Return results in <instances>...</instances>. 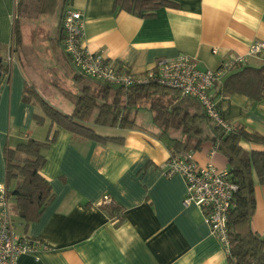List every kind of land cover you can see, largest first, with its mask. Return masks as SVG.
<instances>
[{"label":"crops","instance_id":"1","mask_svg":"<svg viewBox=\"0 0 264 264\" xmlns=\"http://www.w3.org/2000/svg\"><path fill=\"white\" fill-rule=\"evenodd\" d=\"M114 1L69 0L68 6L81 13V44L101 51L134 76L154 68L161 58L180 54L194 58L201 69H216L223 61L246 54L253 42H264V0H175L177 7H161L151 17L118 10ZM15 4L16 0H0V56L7 67L0 76L1 183L4 148L28 137L44 141L50 124L48 118L36 124L33 115L43 112L33 100L24 99L28 97L25 87L37 86V79L19 51L28 19H17L21 40L20 45L14 44ZM51 59L55 64L52 55ZM262 63L264 49L247 56L244 65ZM226 76L212 89L221 116L233 127L264 137V99L224 95ZM71 94L53 95L46 101L70 114ZM110 127L117 129L114 136L123 137L121 143H100L56 127L55 140L42 150L45 162L40 169L53 198L26 229L20 219L19 229L14 224L16 233L36 246L21 254L17 264H229L201 210L182 204L186 192L182 176L163 174L170 151L158 138V129ZM241 146L246 151H264V143L242 141ZM193 158L201 165L228 169L226 157L211 141L193 150ZM104 196L121 208V215L100 207ZM254 196L250 227L259 235L264 231V184L255 173Z\"/></svg>","mask_w":264,"mask_h":264},{"label":"trees","instance_id":"2","mask_svg":"<svg viewBox=\"0 0 264 264\" xmlns=\"http://www.w3.org/2000/svg\"><path fill=\"white\" fill-rule=\"evenodd\" d=\"M68 5L69 0H16L14 44L20 45L21 40L18 18L34 20L42 15H54L58 32L49 39L53 58L66 78L85 81L86 78L74 70L61 45L63 13ZM114 6L141 17H151L157 9L177 7L178 3L175 0H115ZM0 71H7L3 63H0ZM24 92L32 93L27 86ZM222 93L240 94L254 101L264 99V63L259 66L242 65L231 70L223 80ZM24 99L28 100V97L24 96ZM71 99L74 110L70 114L39 99L43 114H34L33 119L39 125L45 118L49 119L46 139L38 141L28 137L13 148H4L6 185L15 181L10 195L15 200L24 229L38 220L53 198L51 186L40 169L45 162L42 150L55 140L56 127L100 143H121L123 137L99 134L94 126L115 125L122 130L155 127L158 138L172 156L197 150L205 141H211L216 151L226 157L231 180L238 186L227 220L228 263L264 264V239L250 227L255 209L254 173L258 182L264 184V151H246L241 146L242 141L263 144L264 137L241 127L226 132L211 123L196 100L181 96L177 89L156 83L137 84L126 89L107 84H87L78 93L71 94ZM20 155L23 156L21 159ZM100 207L121 215V208L112 200L101 203Z\"/></svg>","mask_w":264,"mask_h":264},{"label":"built area","instance_id":"3","mask_svg":"<svg viewBox=\"0 0 264 264\" xmlns=\"http://www.w3.org/2000/svg\"><path fill=\"white\" fill-rule=\"evenodd\" d=\"M82 29L81 13L68 6L63 13L61 45L77 73L97 82L125 89L147 83L177 89L181 96L196 100L211 123L226 132L234 127L221 116L212 89L231 70L244 65L247 56L258 54L264 49L263 41H255L246 54L223 61L216 69H201L194 58L180 54L174 58H161L154 68L141 76H134L108 61L101 51H90L83 46L80 41ZM6 60L10 61L11 57L7 56ZM162 170L166 176H182L186 187L182 204H194L201 210L211 234L228 253L227 220L238 189L237 184L231 180L228 169H218L211 163L201 165L193 158V151L190 150L179 156L170 155ZM10 200L6 183L0 182V264H17L21 254L36 247L31 239L16 233ZM109 201L108 196L102 198V203ZM259 236L264 239V231Z\"/></svg>","mask_w":264,"mask_h":264},{"label":"rangeland","instance_id":"4","mask_svg":"<svg viewBox=\"0 0 264 264\" xmlns=\"http://www.w3.org/2000/svg\"><path fill=\"white\" fill-rule=\"evenodd\" d=\"M56 24L57 17L54 15H42L37 19L29 20L28 24L23 26L21 32V35L23 36V43L19 48V51L22 54L21 58L25 60V63H27L30 70H32L33 78L37 79V86L27 85L28 89L32 91V93H28L27 95L28 98L38 105L39 99L49 101L50 99L52 100V97L57 96L58 94L67 98L71 93H77L79 87L81 88L83 85L87 84L92 86L94 84L88 79L84 82H77L66 78L62 69L56 64V62L55 64L57 66L52 61V52L50 47L49 49L46 47V41L48 37L52 38L57 35L58 31L56 29ZM51 86L57 88L56 91H54ZM96 132L102 135H116L117 129L110 126L97 127ZM2 183H6L5 178H3ZM7 187L9 192H11L15 187V181L8 183ZM10 208L15 221V226L19 229L20 220L13 197H11L10 200Z\"/></svg>","mask_w":264,"mask_h":264},{"label":"water","instance_id":"5","mask_svg":"<svg viewBox=\"0 0 264 264\" xmlns=\"http://www.w3.org/2000/svg\"><path fill=\"white\" fill-rule=\"evenodd\" d=\"M0 63H2V57L0 56ZM0 76H1V71H0Z\"/></svg>","mask_w":264,"mask_h":264}]
</instances>
